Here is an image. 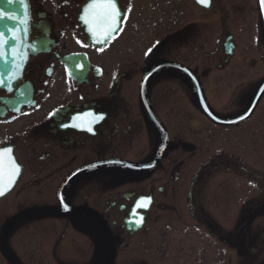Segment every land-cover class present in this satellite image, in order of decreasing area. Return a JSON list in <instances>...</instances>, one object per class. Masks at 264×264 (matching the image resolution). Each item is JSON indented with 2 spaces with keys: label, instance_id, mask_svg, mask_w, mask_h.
I'll return each instance as SVG.
<instances>
[{
  "label": "flooded vegetation",
  "instance_id": "af4514ba",
  "mask_svg": "<svg viewBox=\"0 0 264 264\" xmlns=\"http://www.w3.org/2000/svg\"><path fill=\"white\" fill-rule=\"evenodd\" d=\"M27 1L28 58L17 79L0 86V149L11 148L19 166L8 184L7 156L0 161V264H101L112 249L107 264H264V136H220L245 126L255 111L247 121L215 123L201 111L190 78L164 67L148 79L146 96L167 143L154 168H133L157 157L162 137L141 101L145 74L162 62L187 67L207 98L204 78L230 65L224 53L230 34L215 38L214 63L203 66L200 27L184 18L188 3L208 14L211 26L218 0L207 8L195 0H162V22L154 19L144 49L138 0H116L130 11L123 31L104 45L81 19L92 0ZM187 47L193 48L188 56ZM171 78L178 81L173 89ZM181 81L191 86L209 136H186L184 114L169 106L168 93L185 95ZM239 91L244 101L245 88ZM211 108L222 118L243 111L229 116ZM259 128L264 133L263 121ZM236 180L245 185L238 201L229 190ZM60 196L77 210L59 215ZM139 217L142 222H133Z\"/></svg>",
  "mask_w": 264,
  "mask_h": 264
},
{
  "label": "rangeland",
  "instance_id": "374dc122",
  "mask_svg": "<svg viewBox=\"0 0 264 264\" xmlns=\"http://www.w3.org/2000/svg\"><path fill=\"white\" fill-rule=\"evenodd\" d=\"M153 4H157V6ZM162 6V0H138V10L141 14L144 13L142 20V15L139 13L141 16L137 26L139 48L144 49L151 46L152 39L149 33L153 28L154 19L159 17V10H161ZM183 7L186 24L197 22L195 26L200 27L202 39L200 63L203 66L208 61H213L214 63L215 57L210 56L209 51L216 48L214 42L216 37H219L222 33L230 34L234 37L236 50L231 57L230 65L221 72L219 70L213 71L203 81L207 98L213 108L221 110L229 116L241 112L246 108L255 88L264 76V32L257 11L256 0H218L216 8L219 13L215 16V20L211 18L214 20L211 26L207 21V17L210 18L208 14L194 11L188 3ZM147 17L150 19L143 21ZM158 19L162 22L160 18ZM221 49L220 45V49H217L216 58L220 59L224 56ZM192 52L193 48H186V56L192 54ZM197 53H199L198 50ZM219 59L216 64L221 62ZM190 64L192 65V63ZM203 66L198 71H202ZM201 78L203 79V77ZM168 82L170 87V84L177 85L178 81L171 78ZM236 84H239L240 87L236 88ZM161 85L162 83L158 84L156 89L161 88ZM180 87L185 94L184 96H181L179 92L167 93L170 97L169 106L179 107L178 111L184 114L186 118V136L195 137L198 132H201L204 137L209 136L211 127L208 126L206 118L198 110L191 86L181 81ZM170 88L173 89L172 87ZM238 88L239 92L242 91V88H245L244 101L239 100L240 96L236 97ZM176 94L180 95V97ZM261 121L264 122V97L259 102L252 118L245 122V126L243 125L242 128H231L229 132H223L220 136L228 137L230 135L234 138L245 136V141L254 140V138L261 139L264 136L263 129L259 128ZM228 183L231 184L230 182ZM213 188L211 186V190ZM244 189V183H237V180L229 188V190L235 192V197L237 198H234V200L237 201L241 199L238 196Z\"/></svg>",
  "mask_w": 264,
  "mask_h": 264
},
{
  "label": "water",
  "instance_id": "95a60500",
  "mask_svg": "<svg viewBox=\"0 0 264 264\" xmlns=\"http://www.w3.org/2000/svg\"><path fill=\"white\" fill-rule=\"evenodd\" d=\"M196 3L197 0H195ZM211 2V0H210ZM199 4V3H198ZM257 4V9L259 13V17L261 20L263 32H264V7L261 6L259 0H256ZM202 7H209L210 3L208 6L199 4ZM0 8H4L5 11L12 15H17L19 20L24 21L25 23L19 24L18 22L10 21V20H0V31L3 32V39L8 40L9 43L3 45L2 48H0V51H3L4 55L0 56V82L2 84H7V83H12L17 79L19 74L21 73L25 62L28 58V52H27V39H28V32L24 33L22 31L24 26H27L28 28V11H29V6H28V1L25 0V4L21 5L20 3H15L13 5H7L3 3V0H0ZM13 36H16L19 38V42L17 43L16 41H13L11 38ZM91 36L95 38V35L92 33ZM26 41V43H24ZM235 50V44L233 42V37L229 35L224 43V53L227 55L229 58L233 55ZM169 67V66H175L177 67L178 70L184 72L192 81L196 93V98L199 104V107L201 111L204 113V115L209 118L211 121L221 124V125H232L236 124L239 122L246 121L247 119L250 118V116L253 114L255 109L257 108L261 98L264 95V76L258 86L256 87L252 97L249 100V103L245 110L240 113L239 115L232 117V118H222L218 116L213 109L210 107L206 96L204 94L203 88L196 77V75L191 71L189 68L180 66L174 63H168V62H162L156 64L154 67H152L143 77L141 88H140V96H141V101L142 104L146 107L147 112L151 115L152 118V111L150 109V105L146 96V83L148 79L158 70L164 68V67ZM185 69L187 71H185ZM156 125L159 127L162 133L161 137V143L159 147V153L157 157L150 163L147 164H137L133 165L134 169H137L139 171H146L150 170L155 167V165L158 163L160 159V155L167 143V132L164 129L163 125L160 123V121L153 117L152 118ZM77 209H70L68 211H65L64 208L62 209L61 212H59V215H66L70 212H74ZM113 255V249L110 252V254L105 258V260L101 264H107L110 259L112 258Z\"/></svg>",
  "mask_w": 264,
  "mask_h": 264
},
{
  "label": "snow or ice",
  "instance_id": "6c2138e0",
  "mask_svg": "<svg viewBox=\"0 0 264 264\" xmlns=\"http://www.w3.org/2000/svg\"><path fill=\"white\" fill-rule=\"evenodd\" d=\"M20 3L21 5L25 4V0H3L4 4L7 5H13L15 3ZM199 4L208 6L210 3V0H197ZM262 7H264V0H259ZM84 15L81 16V19L84 21L86 25L89 26V31L92 32L94 35L103 36L102 40H98L97 43L100 45H104L108 43L109 40L113 39L118 33L123 31V23L127 16L128 11L130 9H125L121 11V9L118 7L116 0H92L91 3L87 5V7L83 10ZM10 20L14 22H18L19 24H24V21L19 20L17 15H12L5 11L4 8H0V20ZM22 31L24 33L28 32L27 26H24ZM3 32L0 31V48L3 47V45L8 44L9 41L2 38ZM13 41L19 42V38L16 36H13L11 38ZM153 54V49H149L148 52L145 53V55H151ZM4 55L3 51H0V56ZM77 63H79L77 61ZM83 66H81L82 69ZM185 71H187L185 69ZM74 75V72L72 73ZM0 86L2 85V82H0ZM9 92L12 91V88L9 87ZM23 94V93H22ZM18 110V109H17ZM59 110L53 112L50 114L51 116H58ZM103 118V116H101ZM61 127H67L68 124L62 123L60 125ZM91 131V129H89ZM12 152L11 148H3L0 149V161L3 160V157L7 156V168L9 169V175H8V184H11L14 182L13 178L19 170V166L16 165L15 161L12 160L11 156L8 155ZM4 188L5 185L3 183V180L0 179V195L4 194ZM60 201L62 204V207L65 211L70 210L69 205L71 204V201L68 200L67 203H64L65 198L63 196H60ZM145 199V198H142ZM150 199V198H146ZM138 208L145 207L144 204L138 203ZM133 216H137L138 213L133 212ZM143 217H139V221H133V222H142Z\"/></svg>",
  "mask_w": 264,
  "mask_h": 264
}]
</instances>
